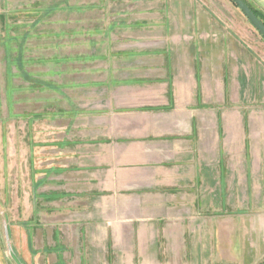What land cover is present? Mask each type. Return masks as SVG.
Listing matches in <instances>:
<instances>
[{
    "label": "crops",
    "instance_id": "obj_1",
    "mask_svg": "<svg viewBox=\"0 0 264 264\" xmlns=\"http://www.w3.org/2000/svg\"><path fill=\"white\" fill-rule=\"evenodd\" d=\"M173 2L145 24L160 69L83 81L84 112L38 141L17 206L40 264H226V209L264 208V44L234 6ZM119 24L80 31L95 48Z\"/></svg>",
    "mask_w": 264,
    "mask_h": 264
},
{
    "label": "rangeland",
    "instance_id": "obj_2",
    "mask_svg": "<svg viewBox=\"0 0 264 264\" xmlns=\"http://www.w3.org/2000/svg\"><path fill=\"white\" fill-rule=\"evenodd\" d=\"M173 1L0 0V264H14L7 254L3 222L20 262L40 264L28 245L31 239L27 235L22 238V230H18L21 210L17 206L20 189L30 181L26 172L32 166L36 145L48 140L44 138L55 128V120L62 119L61 124H65L69 117L65 109L69 107L67 103H72L71 99H75L78 116L84 112L79 103L86 97L81 94L83 81L108 79L104 82L110 86L112 82L107 75L99 73L137 70L143 74L160 69L159 64L155 67L157 55L149 47L147 51L144 49L147 42L156 46L153 49L159 48L161 42L146 36L145 24L160 23V6L168 5L174 10ZM211 1L219 8L234 6L229 0ZM86 5L91 6L90 10L81 11L79 7ZM128 21L136 25L130 32L121 30L120 26ZM89 22L103 26L120 24L108 31L107 39L102 42L105 45L90 48L87 40L91 36L88 38L80 31ZM95 34L93 39H102L101 32ZM8 42L14 47L8 46ZM134 51L135 62L129 55ZM91 53L109 59L87 60ZM144 53L149 54L147 59ZM68 78L73 80L67 85ZM225 214L222 226L227 232L226 247L231 254L226 264H264V208L247 210L233 204Z\"/></svg>",
    "mask_w": 264,
    "mask_h": 264
},
{
    "label": "water",
    "instance_id": "obj_3",
    "mask_svg": "<svg viewBox=\"0 0 264 264\" xmlns=\"http://www.w3.org/2000/svg\"><path fill=\"white\" fill-rule=\"evenodd\" d=\"M235 6L239 9V11L242 13L245 17V19L249 22V24L252 26V28L258 33V35L263 39L264 41V25L263 23L255 16V14L252 12V10L249 8V6L243 2V0H231ZM3 228H4V239L5 244L7 248V254L10 258V260L14 264H22L16 254L14 253L11 243L9 240L8 235V229L6 222H3Z\"/></svg>",
    "mask_w": 264,
    "mask_h": 264
},
{
    "label": "trees",
    "instance_id": "obj_4",
    "mask_svg": "<svg viewBox=\"0 0 264 264\" xmlns=\"http://www.w3.org/2000/svg\"><path fill=\"white\" fill-rule=\"evenodd\" d=\"M232 4L233 2L231 0H229ZM234 5V4H233ZM235 6V5H234ZM237 8V6H235ZM250 8V7H249ZM252 10V12L255 14V16L263 23L264 25V17L259 14L257 11L253 10L252 8H250Z\"/></svg>",
    "mask_w": 264,
    "mask_h": 264
}]
</instances>
